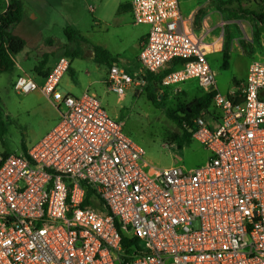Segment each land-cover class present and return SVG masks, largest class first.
I'll use <instances>...</instances> for the list:
<instances>
[{
	"label": "built area",
	"instance_id": "2783aa9c",
	"mask_svg": "<svg viewBox=\"0 0 264 264\" xmlns=\"http://www.w3.org/2000/svg\"><path fill=\"white\" fill-rule=\"evenodd\" d=\"M131 10L148 26L146 72L183 61L163 88L215 89L179 0H132ZM70 65L61 57L41 86L58 123L26 153L0 154V264H264V51L239 91L215 92L194 120L208 157L191 169L151 165L94 94L60 91ZM106 83L118 96L141 85L116 65ZM37 89L26 75L14 83L18 94Z\"/></svg>",
	"mask_w": 264,
	"mask_h": 264
},
{
	"label": "rangeland",
	"instance_id": "374dc122",
	"mask_svg": "<svg viewBox=\"0 0 264 264\" xmlns=\"http://www.w3.org/2000/svg\"><path fill=\"white\" fill-rule=\"evenodd\" d=\"M9 1L0 0V12ZM119 1L23 0V19L12 32L22 37L26 46L15 57V70L0 74V106L3 110L1 155L23 154V147L28 149L38 142L60 119L59 112L40 89L28 94H18L14 90L16 74L31 77L41 88L44 78L36 73V66L46 71L65 55L70 59L76 77L67 72L59 83V90L65 93L70 91L75 96L86 91L94 94L109 116L122 123L125 135L145 150L151 165L157 168L183 166L191 169L204 163L208 152L197 141L192 140L179 150L175 142L168 140L174 134L181 135L182 130L168 117L167 111L181 115L182 107L206 94L218 91L230 96L232 92L239 91L251 61L264 51V24L256 20V15L263 10L264 0H210L200 8L205 14L210 5L219 4L218 11L222 14L217 32L219 45L214 47L218 55L209 58L217 74L214 90H202L195 80L163 88L157 80L151 81L150 73L145 72L141 85L128 88L123 98L108 90L106 67L91 58V47L85 41L70 42L65 32L71 27L86 41H98L96 32H100V25L97 26L96 16L110 19L116 13ZM181 2L182 7L187 5L184 0ZM92 8L94 12H91ZM193 28L197 32L200 26ZM227 37L230 39L231 59L229 69L224 70L222 51ZM66 48L68 52H65ZM76 48H79L78 53ZM122 69L134 81L143 72L139 65L124 66ZM150 95L155 96L156 102Z\"/></svg>",
	"mask_w": 264,
	"mask_h": 264
},
{
	"label": "crops",
	"instance_id": "0c3cea01",
	"mask_svg": "<svg viewBox=\"0 0 264 264\" xmlns=\"http://www.w3.org/2000/svg\"><path fill=\"white\" fill-rule=\"evenodd\" d=\"M184 1H186L187 7L186 6L182 7L181 0H179V5H180V11L182 15L184 16V18L186 19L187 30L203 38L204 42L206 43L207 50H208V60H209L210 56L217 54L216 52L218 51L214 47L219 45V37L217 35V32L219 30V26L221 25V18H222V14L219 12L220 11L218 7L219 4L214 3L213 5H210L208 10L205 12V14H203L200 8L204 5L206 6L207 2L210 0H184ZM131 2L132 0H120L119 3H117L119 5L117 7L116 13L113 14L110 17V19L109 18L105 19L103 17L96 16L97 26L100 25V28H99L100 32L99 31L96 32L98 33V37H99L98 41H94L93 43L85 41V43H87L91 47L90 49L91 51L89 54L96 63L98 62L95 60V54L93 51L94 46L102 47L109 53L111 57V61L109 65L103 64V66L106 67L105 68L106 69L105 71L106 81H107L108 70L111 66H114V65L120 68H124V66L137 67V65H139V67L143 70V72H141L137 76V81L140 80L141 82H142V77L144 76V73L146 72L144 68L142 67V64L139 61V54L141 50V42L146 38V35L148 33V26L137 25L134 23L133 16H132V10H131ZM8 4L9 3L7 2L0 13L4 12L7 9ZM94 11L95 9L92 8L91 12H94ZM195 26L196 27L200 26V29H197L199 31L197 32L194 31L193 27ZM63 46L65 47L64 44ZM67 48L65 49V52H68ZM78 50L79 48H76L77 53H78ZM39 67L36 66V68H39ZM36 68L34 69L35 71H37ZM41 71L44 72L43 69H41ZM68 73L73 75V77H76V74L72 70L71 65H70V69L68 70ZM21 74L22 73H17L16 76L18 77ZM216 77H217V74H216ZM134 86L139 87V85H134ZM39 89L41 91V88ZM67 93L74 95L70 91H68ZM124 96H119V97L123 98ZM50 102L52 103V101ZM208 120L209 122L212 123L211 118H208Z\"/></svg>",
	"mask_w": 264,
	"mask_h": 264
},
{
	"label": "trees",
	"instance_id": "16d2710c",
	"mask_svg": "<svg viewBox=\"0 0 264 264\" xmlns=\"http://www.w3.org/2000/svg\"><path fill=\"white\" fill-rule=\"evenodd\" d=\"M24 16V2L23 0H10L7 9L0 13V74L4 72L13 71L16 68L15 57L24 50L26 41L19 36L13 34L12 30L19 24ZM256 20L264 24V5L263 10L256 15ZM66 35L70 42L74 41H86L84 37L80 36L79 32L71 27L66 29ZM93 51L95 54V60L100 64H108L111 61L109 53L99 46H94ZM222 68L228 70L230 67V39L227 37L224 48L222 51ZM183 61L176 60L168 68L162 71L160 75L150 73L151 81L157 80L160 85L163 77L169 72L175 70L179 64ZM39 67V66H38ZM37 74L40 77L45 78L50 74L53 68L42 72L41 68H36ZM149 86L152 88L151 83ZM213 94H206L200 98L195 99L191 104L180 109L181 115H177L174 111H167V115L171 118L182 130V134H174L172 137H168L170 142H175L177 148L182 150L185 145L190 144L194 131L196 130V124L194 120L197 119L201 112L208 110L212 106ZM150 98L156 102L155 96ZM158 97H156L157 99ZM3 119V110L0 106V126ZM27 148L23 147V153L27 152ZM9 155L5 153L4 156Z\"/></svg>",
	"mask_w": 264,
	"mask_h": 264
}]
</instances>
